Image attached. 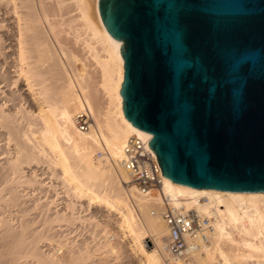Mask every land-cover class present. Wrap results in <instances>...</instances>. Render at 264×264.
Here are the masks:
<instances>
[{
  "label": "bare ground",
  "instance_id": "bare-ground-1",
  "mask_svg": "<svg viewBox=\"0 0 264 264\" xmlns=\"http://www.w3.org/2000/svg\"><path fill=\"white\" fill-rule=\"evenodd\" d=\"M119 47L97 0H0V264H111L127 253L138 264H264V192L167 178L173 204L203 214L213 229L194 253L168 254L160 197L126 186L120 164L125 139L148 134L123 115ZM82 110L92 118L86 131L74 121ZM57 187L61 208L25 194ZM6 206L21 209L2 215ZM63 226L90 236H67Z\"/></svg>",
  "mask_w": 264,
  "mask_h": 264
},
{
  "label": "water",
  "instance_id": "water-1",
  "mask_svg": "<svg viewBox=\"0 0 264 264\" xmlns=\"http://www.w3.org/2000/svg\"><path fill=\"white\" fill-rule=\"evenodd\" d=\"M120 42L124 117L162 174L264 192V0H97Z\"/></svg>",
  "mask_w": 264,
  "mask_h": 264
},
{
  "label": "built area",
  "instance_id": "built-area-1",
  "mask_svg": "<svg viewBox=\"0 0 264 264\" xmlns=\"http://www.w3.org/2000/svg\"><path fill=\"white\" fill-rule=\"evenodd\" d=\"M74 121L79 130L86 131L92 118L88 110H82L75 114ZM147 134L133 133L123 143L120 164L129 179L125 185L134 186L142 194L160 197L161 217L167 229V252L173 258L185 257L208 241L212 225L203 214L186 210L181 204H173L171 196L164 190L168 179L162 174L156 155L148 145L151 135ZM103 154L104 152L97 151L96 156ZM247 223L248 219L243 217L239 225L244 228Z\"/></svg>",
  "mask_w": 264,
  "mask_h": 264
},
{
  "label": "rangeland",
  "instance_id": "rangeland-1",
  "mask_svg": "<svg viewBox=\"0 0 264 264\" xmlns=\"http://www.w3.org/2000/svg\"><path fill=\"white\" fill-rule=\"evenodd\" d=\"M4 89H7V87H5ZM12 104V103H11ZM1 157H3V155L1 156ZM41 169L42 168H44V167H40ZM42 171L41 170H39V172L38 173H41ZM41 177H43L44 179H45V181L46 182H48V181H50V178H46L47 177V174L46 175H42ZM48 187V186H47ZM22 188V187H21ZM30 190V189H29ZM28 190V188L26 189V191H25V194H27V199H29V200H35V202H45V201H48L49 203L51 202V206L52 207H56V208H61L62 206H63V204H64V194L62 193V189L61 188H59V187H57V190L55 191V190H53V189H49V188H47L45 191H43V192H40V190H30L29 191ZM30 193H29V192ZM27 192V193H26ZM32 192V193H31ZM24 193V192H23ZM59 193V194H58ZM28 194H29V196H28ZM40 199V200H39ZM33 202V201H32ZM54 202V203H53ZM28 203V202H27ZM29 203H30V201H29ZM23 206V204H20V206ZM20 206H16V207H12V206H9L10 208H8V206H6V208L4 207V209H1V211H3L2 212V215H9V214H11V213H13V214H16L17 213V211L16 210H19V209H21V207ZM11 207H12V209H11ZM9 209H11V210H9ZM84 211V210H83ZM83 211H80L81 213H82V215H86V213H88V212H86V210L83 212ZM11 212V213H10ZM63 227L65 228V229H63ZM62 228H59V227H57L59 230L60 229H62V231L64 232V234L65 235H67V236H72V237H74V236H79L80 238H88L89 236H90V230L89 229H87V228H85V227H82L81 229H80V227L79 228H76V227H72V230H71V227L69 228V227H67L66 228V226H63ZM72 231H70V230ZM69 230V231H68ZM74 230V231H73ZM66 231H68V232H66ZM78 231V232H77ZM70 232V233H69ZM69 234V235H68ZM79 234V235H78ZM89 234V235H88ZM82 235V236H81ZM165 240H166V237L164 238ZM143 245H144V247H145V250L146 251H150L151 249H153L154 248V241H153V239L151 238V236H146L145 238H144V240H143ZM110 263L111 264H138V259L135 257V256H133V255H131V254H125V255H123V256H121L120 258H118V259H114V260H112V261H110Z\"/></svg>",
  "mask_w": 264,
  "mask_h": 264
}]
</instances>
